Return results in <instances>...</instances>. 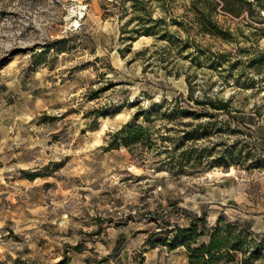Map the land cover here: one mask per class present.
Wrapping results in <instances>:
<instances>
[{"label": "rangeland", "instance_id": "obj_1", "mask_svg": "<svg viewBox=\"0 0 264 264\" xmlns=\"http://www.w3.org/2000/svg\"><path fill=\"white\" fill-rule=\"evenodd\" d=\"M183 1L172 12L184 26ZM248 1L238 16L219 11L227 39L194 35V59L192 48L127 38L138 25L126 24L130 1L0 0V264H187L184 247L151 246L150 233L202 212L207 228L220 214L246 225L244 199L264 171V0ZM150 7L169 21L157 0ZM178 36L181 45L187 32ZM187 75L193 97L231 98L248 127L198 140L210 155L183 172L169 167L168 137L188 117H138L153 144L108 146L142 109L191 105L176 99ZM251 237L261 243L253 264H264V233Z\"/></svg>", "mask_w": 264, "mask_h": 264}, {"label": "trees", "instance_id": "obj_2", "mask_svg": "<svg viewBox=\"0 0 264 264\" xmlns=\"http://www.w3.org/2000/svg\"><path fill=\"white\" fill-rule=\"evenodd\" d=\"M124 1L131 2L134 13L126 21V24L132 21L138 23L137 27L130 30V33H134L128 35L127 38L152 36L155 41L166 40L168 44L176 45L179 51L184 48H192L197 55L193 56L192 50L187 52L186 55L194 59H198L200 54V46L194 35H209L215 38L227 39V32L222 29L217 20L219 11L224 12V14L238 16L241 10L249 4L248 0H185V2H181L184 7L183 17L186 19L183 26L172 12L177 0H157L164 13H167L168 17L170 16L168 22L165 15L152 17L150 6L154 3V0ZM170 24H175L179 28L172 32L168 28ZM181 27L187 32V37L183 40V44L179 45L178 31ZM126 32L129 31L124 30L122 33L125 34ZM123 38L125 39V36ZM147 48L145 47L139 52H143ZM174 75L178 76L179 73L176 72ZM185 81L188 94L186 97L179 95L176 99L178 101L184 99L191 105L180 108L178 104L174 103L170 107H164L163 112L161 107L142 109V112L134 114L133 120L125 122L113 133L108 146L121 144L125 147H131L136 144H153L149 128L134 121L138 117H142L147 122L150 121L152 113L164 116L169 120H180L188 117L191 121L185 122V125L189 128L184 129L179 136L168 137L172 143L171 158L168 162L169 167L178 168V171L183 172L184 169L199 167L203 163V158L210 155L208 147L197 144L198 140L209 137L213 130L217 132L220 129H230L231 132H238L240 131L239 125L248 127L244 117L238 116L244 112L231 106V98L193 97L194 91L199 85L193 82L192 77L189 75L185 77ZM233 111L234 114H232ZM219 114H225L234 120L237 124L236 127L229 128V123L226 120H220L222 126L217 127L211 119ZM160 139L167 140V137L161 134ZM262 161L261 158L255 159L250 165L259 167ZM207 162L218 164L214 158L207 160ZM204 215V212L193 215L186 225L176 226L171 234L169 233L172 230L168 228H161L157 232H152L148 236L147 243L151 246H165L168 250H173L179 246L184 247L187 264H253V261L261 256V243H257L252 239L253 232L247 225H241L237 220L229 221L223 214H220L215 224L211 228H207ZM153 235L156 238L152 239ZM63 262L62 259L55 264H62Z\"/></svg>", "mask_w": 264, "mask_h": 264}, {"label": "crops", "instance_id": "obj_3", "mask_svg": "<svg viewBox=\"0 0 264 264\" xmlns=\"http://www.w3.org/2000/svg\"><path fill=\"white\" fill-rule=\"evenodd\" d=\"M244 200L249 211L246 225L253 232L264 233V171L260 174L257 188L247 193Z\"/></svg>", "mask_w": 264, "mask_h": 264}]
</instances>
